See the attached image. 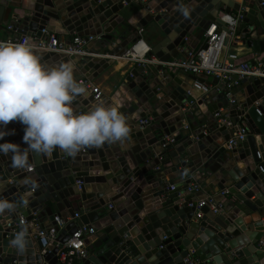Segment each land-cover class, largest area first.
<instances>
[{
	"label": "water",
	"instance_id": "1",
	"mask_svg": "<svg viewBox=\"0 0 264 264\" xmlns=\"http://www.w3.org/2000/svg\"><path fill=\"white\" fill-rule=\"evenodd\" d=\"M234 4L0 0V25L8 13L5 27L11 26L6 34L39 40H46V33L96 39L88 43L97 52L87 55L40 53L46 67L71 63L77 82H92L141 40L143 29L156 38L148 56H155L163 67L136 64L127 69L109 99L103 95L96 99L88 88L74 98L75 113L100 104L116 107L130 129L126 138L85 146L75 155L60 149L51 154L28 150L23 168L12 165L10 153L0 154V199L15 206L0 213V264H50L51 245L42 253L34 233L37 225L54 224L55 217L66 224L62 241L82 225L93 230L84 239L87 255L78 264H183L190 250L197 264H264V71L263 76L240 80L227 97L225 87L199 90L218 78L163 64L183 60L190 39L203 41L213 22L224 27L220 19L232 13ZM239 10L245 24L239 42L263 54L264 6L257 1L241 4ZM71 38L64 41L66 47ZM258 101L262 103L255 105ZM241 117L249 134L236 146L229 145L236 126L242 125ZM5 130L8 134L0 142L18 143L21 150L27 147L24 125L11 121ZM165 137L173 142L163 148ZM201 200L205 206L198 210ZM110 202L112 208L105 209ZM41 215L49 224H38ZM18 217L27 221L19 227L27 229L23 250L11 245ZM51 254L57 257V248Z\"/></svg>",
	"mask_w": 264,
	"mask_h": 264
},
{
	"label": "clouds",
	"instance_id": "2",
	"mask_svg": "<svg viewBox=\"0 0 264 264\" xmlns=\"http://www.w3.org/2000/svg\"><path fill=\"white\" fill-rule=\"evenodd\" d=\"M45 50L30 41H0V141L8 134L7 124L18 121L24 125L23 141L27 146L21 150L18 143L0 142V154L10 153L16 168L27 166L28 150L51 154L60 149L75 155L85 146L120 141L130 131L126 118L116 107L100 104L90 111L75 113L72 102L86 89L74 79L71 63L51 68L43 65L40 53ZM14 207L0 199V213ZM26 235L27 229H22L11 245L23 250Z\"/></svg>",
	"mask_w": 264,
	"mask_h": 264
},
{
	"label": "built area",
	"instance_id": "3",
	"mask_svg": "<svg viewBox=\"0 0 264 264\" xmlns=\"http://www.w3.org/2000/svg\"><path fill=\"white\" fill-rule=\"evenodd\" d=\"M259 5L264 6V0H256ZM242 12H232L230 14H224L221 17V22L224 27H219L215 22H213L209 28L205 31L203 36V43L199 47H191L184 56L183 60L171 61L163 63L167 66H173L176 68L183 69L186 72L195 74V75H204L223 78L225 81V88L227 89V97H231V90L239 81L244 78H249L251 76H263L264 71V59L250 64L247 62L239 63L238 54L234 51L227 50V47L233 43H238L239 39L242 36L237 32L238 24L242 20ZM7 30H11V26L7 27ZM46 40L31 39L29 36H15V33L8 34L5 38L0 39L2 42L10 43H22L24 41H30L37 45L43 46L45 51H55L59 53H69V54H79L87 55L88 51L86 50V45L88 41H93L95 38L89 36L88 41L83 37L74 35L70 40V44L66 47L64 41L54 33H46ZM224 51V53H222ZM150 47L138 41L132 48L128 49L124 54L119 58L125 62H132L139 65H145L148 61L146 57ZM229 51V52H228ZM79 84H82L85 88L95 92V98L99 99L101 93L98 92L95 88H92L91 82L88 80H79ZM209 88L207 86H201V90L206 92ZM234 100H230L229 103L232 104ZM262 101H258L255 105L261 104ZM259 113V111L257 110ZM260 114V113H259ZM227 126H231V123H226ZM249 134V129L243 124L236 126V130L233 132L232 137H230L228 144L236 146L238 142L244 141L246 136ZM173 142L171 138L168 137L166 143L162 144V147L165 148L166 144ZM259 157V154H257ZM27 170H32V167H29ZM173 189V187H172ZM194 189H197L194 186ZM191 190V189H189ZM224 194V192H222ZM213 204L212 200H209ZM205 206L203 200L199 201L197 204V209ZM112 208V205H108V210ZM202 213L198 211L196 217L200 218ZM78 217V215H76ZM27 225V221L18 217L15 221V228L12 229L14 234L18 233L19 227H24ZM65 222L55 217L54 224H49L48 226H38L35 229L34 239L42 247V253H45L48 250V246H54L57 248L58 254L57 258L61 264H75L78 260L87 255V249L84 244V239L88 235H93V230L88 228L86 225H82L77 228V230L71 235L68 236L65 240H60L59 232L64 229ZM9 226V224H8ZM59 228V230L56 229ZM183 264H196V261L191 257H187L182 260Z\"/></svg>",
	"mask_w": 264,
	"mask_h": 264
},
{
	"label": "crops",
	"instance_id": "4",
	"mask_svg": "<svg viewBox=\"0 0 264 264\" xmlns=\"http://www.w3.org/2000/svg\"><path fill=\"white\" fill-rule=\"evenodd\" d=\"M233 2L235 3L233 8H230L231 12H238L241 4H244L246 6L252 5L254 3H256V0H233ZM22 3L27 4L29 3V0H22ZM9 4H13L11 1L9 2ZM16 5V4H14ZM240 11V10H239ZM16 12V11H15ZM7 18H8V13H6L3 17L2 23L0 25V39L5 38V36H7L8 34H6V22H7ZM54 23V21H52ZM245 27V24L243 22H239L238 24V28H237V32L239 33L240 36H242V29ZM140 38L142 43L146 44L148 47H152L154 44H156V38L154 37L153 33L149 30V29H143L140 33ZM61 38V40L65 41L69 38H71V35H65V36H59ZM96 40V39H94ZM190 47H199L202 45L203 41L202 40H196V39H190ZM91 42V41H90ZM89 42V43H90ZM87 44V48L86 50L88 51V53L90 52V50H94L97 52L96 50V46L91 44ZM182 49V48H181ZM227 50L229 51H234L238 54V62L239 63H243V62H247L250 64H254L255 62H259L261 60L264 59V53L263 54H256L254 52H251L249 49L246 48V46H244L241 42L238 43H233L231 45H229L227 47ZM228 51V52H229ZM106 58H112V57H108V55H106ZM105 57V56H104ZM101 57V58H104ZM148 58V61L145 63L144 67L145 68H150V69H162V65L161 63L155 58V56H146ZM172 60H170L169 62H171ZM134 65H136V63H132V62H125L124 60L120 59L119 57L115 58V61L113 63H111L109 65V67L107 69H105L101 74H99L92 82H91V86L92 88H95L98 92L101 93V96L103 95L106 99H109L112 95L113 92L115 90V86L118 84L120 77L124 74V72L127 69H130L131 67H133ZM142 66V65H140ZM75 72V69H74ZM76 74V72H75ZM218 78V77H217ZM203 86H207V88L212 89V88H224L225 87V81L223 78H219L217 83L214 81L211 82H205ZM201 89V86L199 87V90ZM240 123L243 124L244 126L246 125V120L244 118L241 117L240 119ZM168 137H165V140H167ZM222 138L218 139V142L221 141ZM252 146H254L252 144ZM165 182H168L167 177L164 180ZM112 194V193H111ZM118 196V195H117ZM119 198V197H118ZM103 204V202H102ZM110 204H113L112 202H110ZM105 209H108V205H106L104 207ZM37 218V217H36ZM39 222L38 224H44L47 225L49 224V218L45 215H41L39 217ZM70 220V219H69ZM39 225L36 226V228ZM256 231V229H253ZM59 238L60 240H62V238H65V235L61 234V230L59 233ZM54 249V246H51V248H49V256H50V264H55L56 262H59L58 258L56 256H53L51 254V250ZM193 251L190 250L189 254L190 257L192 259H194L196 261V264L199 263V260L194 257ZM49 264V263H47ZM75 264H78V261L75 262Z\"/></svg>",
	"mask_w": 264,
	"mask_h": 264
}]
</instances>
